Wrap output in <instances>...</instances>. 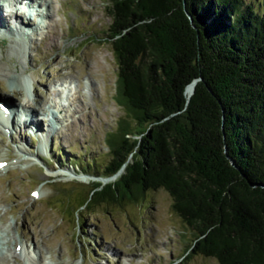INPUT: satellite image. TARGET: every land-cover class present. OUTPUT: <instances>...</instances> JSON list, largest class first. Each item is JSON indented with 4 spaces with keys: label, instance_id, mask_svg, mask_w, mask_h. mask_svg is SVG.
<instances>
[{
    "label": "trees",
    "instance_id": "1",
    "mask_svg": "<svg viewBox=\"0 0 264 264\" xmlns=\"http://www.w3.org/2000/svg\"><path fill=\"white\" fill-rule=\"evenodd\" d=\"M106 2L124 116L101 177L123 172L92 182L69 215L80 225L90 204L162 188L192 237L183 259L264 264V15L245 0Z\"/></svg>",
    "mask_w": 264,
    "mask_h": 264
},
{
    "label": "rangeland",
    "instance_id": "2",
    "mask_svg": "<svg viewBox=\"0 0 264 264\" xmlns=\"http://www.w3.org/2000/svg\"><path fill=\"white\" fill-rule=\"evenodd\" d=\"M41 1L49 15L19 25L4 22L13 1L0 0V103H14L15 112L8 128L0 125L4 264H218L183 259L192 237L162 188L135 202L90 204L80 225L69 215L84 190L106 178L104 137L124 115L113 99L117 66L101 42L111 21L106 0H52L51 11ZM245 1L264 15V0ZM50 109L57 119L48 121Z\"/></svg>",
    "mask_w": 264,
    "mask_h": 264
},
{
    "label": "bare ground",
    "instance_id": "3",
    "mask_svg": "<svg viewBox=\"0 0 264 264\" xmlns=\"http://www.w3.org/2000/svg\"><path fill=\"white\" fill-rule=\"evenodd\" d=\"M49 1H52V0H46V10L47 9H49L50 11H51V8H50V6H51V3L49 2ZM20 2L22 3H26V5L25 6H28L29 4H31V5H33L34 6V9L36 8V5L38 6V9H40V8H42V6H43V3H42V1L41 0H20ZM23 7V6H22ZM24 8V7H23ZM41 10V9H40ZM57 11V10H56ZM4 13L5 14V12H4V10L2 9V7L0 6V13ZM24 12V11H23ZM23 12H20V11H17V10H12L11 12H10V14H6V16H5V20L3 19V17H1V19L2 20H4V22L6 21V18H11V19H13V20H15L16 22H18V24L20 23V24H26L27 22H28V20H31L29 17L27 18V17H25L24 16V14H23ZM38 13V12H37ZM49 13V12H48ZM47 13V11H46V13H43L42 11L39 13V16H42V15H44V16H48L49 14ZM0 19V29L1 28H3V26H4V24H3V22H2V20ZM31 22V21H30ZM19 24V25H20ZM28 24H29V22H28ZM27 25V24H26ZM25 27V26H24ZM54 33V32H53ZM52 35V34H51ZM190 84H192V83H190ZM189 85V84H188ZM187 87V86H186ZM185 87V88H186ZM191 88V86L187 89V90H189ZM192 92V91H191ZM184 95H185V90H184ZM190 95H191V93H190ZM190 95H189V97H190ZM188 97V98H189ZM13 105H14V103H9V104H6V105H3V106H5V108L3 107V109H6L7 107L8 108H10V110L11 109H13ZM0 110H2V107H1V109ZM9 110V111H10ZM3 111H0V125H1V127H6V128H8L7 127V119H4V120H2V118L3 117H5V116H7L6 115V113H2ZM28 116H26V118H27ZM26 118H24V119H26ZM53 119L52 120H54V119H57V117L56 116H53L52 117ZM26 121V120H25ZM31 121H32V119H29L28 120V124H31ZM25 124V122H22V124ZM6 124V125H5ZM9 125H11L12 126V128H13V125L12 124H9ZM32 125H34V124H32ZM26 127H27V125H25ZM38 126V123H36V125H35V127H37ZM35 129H37V128H35ZM81 181H83L82 179H80ZM88 179H85L84 181H87ZM105 182H107V180L105 181ZM104 183V182H103ZM5 244V243H4ZM3 244V245H4ZM7 248V247H6ZM2 249H3V247H0V264H4V262H5V254H4V252L2 251ZM22 250V249H21ZM23 251V250H22ZM15 253V252H14ZM13 256V255H12ZM29 258V257H28ZM30 259V258H29ZM28 259V262L30 263V264H35L34 263V261L32 260V259H30L29 260ZM32 260V261H31ZM36 264H38V263H36Z\"/></svg>",
    "mask_w": 264,
    "mask_h": 264
},
{
    "label": "water",
    "instance_id": "4",
    "mask_svg": "<svg viewBox=\"0 0 264 264\" xmlns=\"http://www.w3.org/2000/svg\"><path fill=\"white\" fill-rule=\"evenodd\" d=\"M189 16H190V15L188 14L187 17L189 18ZM198 80H200V78H196V80L193 79V80L190 82V83H192V84H191V86H192V88H191V91H192V92H191V95H192V93H193V87H194V85L197 83ZM186 85H187V84H186ZM186 85H185V86H186ZM185 86H184V87H185ZM183 90H184V88H183ZM191 95H190V96H191ZM187 100H188V98H185V103L187 102ZM121 172H123V171H122V167L119 169V171H118L114 176H111V178H108V177H106V178H99V180H100L101 183H102V181H104V180L106 181V180H109V179H112V178L118 176Z\"/></svg>",
    "mask_w": 264,
    "mask_h": 264
},
{
    "label": "snow or ice",
    "instance_id": "5",
    "mask_svg": "<svg viewBox=\"0 0 264 264\" xmlns=\"http://www.w3.org/2000/svg\"><path fill=\"white\" fill-rule=\"evenodd\" d=\"M0 107H2V106H0Z\"/></svg>",
    "mask_w": 264,
    "mask_h": 264
}]
</instances>
